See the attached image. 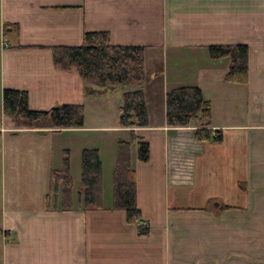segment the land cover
<instances>
[{
    "label": "crops",
    "instance_id": "crops-1",
    "mask_svg": "<svg viewBox=\"0 0 264 264\" xmlns=\"http://www.w3.org/2000/svg\"><path fill=\"white\" fill-rule=\"evenodd\" d=\"M85 32L144 48L147 127L116 125L125 89L91 85L88 95L78 73L53 67L50 48L79 46ZM237 44L248 48L245 84L226 82L229 59L207 51ZM186 86L210 103L220 142L168 127L165 96ZM5 89L26 92L37 112L82 105L84 125L17 129L1 113ZM112 92L121 99L114 107ZM91 118L97 126L86 127ZM119 139L132 142L146 236L104 194ZM138 142L148 145L147 162L137 159ZM74 145L79 157L99 151L102 210L79 206ZM65 155L74 207L53 210V174ZM0 264H264V0H0Z\"/></svg>",
    "mask_w": 264,
    "mask_h": 264
},
{
    "label": "trees",
    "instance_id": "trees-1",
    "mask_svg": "<svg viewBox=\"0 0 264 264\" xmlns=\"http://www.w3.org/2000/svg\"><path fill=\"white\" fill-rule=\"evenodd\" d=\"M37 48V47H32ZM53 67L57 70L76 72L84 83L88 95L95 91L91 85L103 88L115 86L125 89L122 95L120 128L147 127V112L143 87L145 71L143 47L118 46L110 42L106 32H85L79 46H55L50 48ZM210 58H228L229 69L225 81L235 84L247 82L248 48L245 45H213L207 47ZM135 90H128L129 88ZM1 113L12 119L17 129L37 128L48 122L53 129H79L84 125L82 105H60L47 112L33 111L28 106L24 91L5 89L2 92ZM210 103L202 97L198 87H178L165 96V116L168 127H193L192 134L198 141L220 142L221 132L210 129ZM213 134V135H212ZM131 141H135L131 138ZM118 140L116 161L112 173L111 210L123 211L126 222L137 226L138 234L146 236L147 226L140 219L136 205L135 173L131 167V144ZM137 159L147 162L149 148L144 142L137 143ZM63 168L53 174V210H72V180L69 175L68 157L65 155ZM102 164L99 151L83 149L80 155L79 206L82 211L102 210L103 207ZM59 195V197H58Z\"/></svg>",
    "mask_w": 264,
    "mask_h": 264
},
{
    "label": "rangeland",
    "instance_id": "rangeland-1",
    "mask_svg": "<svg viewBox=\"0 0 264 264\" xmlns=\"http://www.w3.org/2000/svg\"><path fill=\"white\" fill-rule=\"evenodd\" d=\"M203 61V58H200V59H198V61L196 62V64L197 63H199V62H202ZM192 65V64H191ZM189 67H191V66H189ZM106 89H108V88H106ZM110 89H112V88H110ZM97 91V90H96ZM109 93V92H108ZM113 93V94H112ZM112 93H110V96L109 97H107L106 99H108L109 100V102L112 104V106L113 105H115V102H116V104L117 103H119L120 101H121V99L117 96V95H120V94H118V92H112ZM104 97H106V96H104ZM114 107V106H113ZM114 119H115V123H116V125H118L119 126V121H120V113H118L117 114V112H114ZM85 126L87 127V126H90V127H93V126H97L96 124H95V120H93L92 118L91 119H87V121L85 122ZM69 135V137H73V134H68ZM75 135V134H74ZM84 135H85V137L87 138V139H96V137H97V134L95 135V133L93 132V131H90V130H87V133H84ZM75 141L74 140H72V143H74ZM71 143V144H72ZM73 148H74V150H75V152H76V154H72V156H73V159H71V162H72V166H73V168H75L76 167V169L77 170H79L80 169V157H79V154H78V146H73ZM81 155V154H80ZM76 170V171H77ZM80 171V170H79ZM79 172H77L76 173V175H74L75 176V181H74V183H75V189L76 190H78L79 191V181H80V178H79V174H78ZM111 175V173H107V179L105 180V183H104V194L106 195V197H107V199H106V201H108V202H110V194H111V187H112V183H110V175ZM112 177V176H111ZM112 181V180H111ZM59 189H61V188H59ZM76 194V193H75Z\"/></svg>",
    "mask_w": 264,
    "mask_h": 264
}]
</instances>
